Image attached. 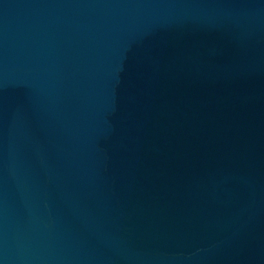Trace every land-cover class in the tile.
<instances>
[{"label": "water", "instance_id": "obj_1", "mask_svg": "<svg viewBox=\"0 0 264 264\" xmlns=\"http://www.w3.org/2000/svg\"><path fill=\"white\" fill-rule=\"evenodd\" d=\"M0 264H264V0H0Z\"/></svg>", "mask_w": 264, "mask_h": 264}]
</instances>
